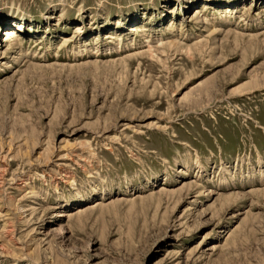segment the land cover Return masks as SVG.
<instances>
[{"label":"rangeland","instance_id":"374dc122","mask_svg":"<svg viewBox=\"0 0 264 264\" xmlns=\"http://www.w3.org/2000/svg\"><path fill=\"white\" fill-rule=\"evenodd\" d=\"M0 264H264V0H0Z\"/></svg>","mask_w":264,"mask_h":264}]
</instances>
